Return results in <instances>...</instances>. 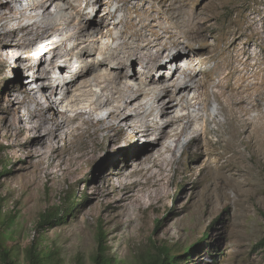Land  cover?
<instances>
[{"label":"rangeland","instance_id":"374dc122","mask_svg":"<svg viewBox=\"0 0 264 264\" xmlns=\"http://www.w3.org/2000/svg\"><path fill=\"white\" fill-rule=\"evenodd\" d=\"M37 1H15L12 8L19 14L0 19V175L6 167L9 171L0 178V228L15 264H29L27 249L33 243L44 253L55 251L56 264H94L100 244L114 264H142L164 247L182 255L207 233L212 246L200 245L192 259L184 258L181 264H264V250L257 247L264 239V0H69L81 4V14L78 9L68 10L64 2L66 10L52 6L46 13L36 7ZM70 16L72 22L67 25ZM54 20L60 33L52 41L36 42L42 27ZM174 20L179 25L170 29ZM190 23H199L205 31L195 41L184 34ZM30 24L37 25L31 35L21 31L16 38L10 37L13 28ZM82 26L96 34L81 39L72 36ZM110 31L118 36L115 40ZM19 42L23 58L28 56L26 46L33 50V72L20 69V56L14 49ZM148 43L152 44L149 51L144 49ZM93 44L102 49L79 56L82 48ZM56 46L63 58L53 66V78L62 85L71 84L82 68L98 67L85 77L91 83L83 90L97 94L94 99L106 100L104 77L98 75L116 76L120 70L121 78L112 87L118 101L103 105L85 124L80 120L65 124L61 119L64 130L57 133L58 141L41 144L35 139L44 137L46 130H37L38 122L29 114L36 105L29 100L19 110L11 92L22 84L30 91L37 89L32 73L38 71L39 57L44 56L42 67H48ZM137 46L142 53L157 56V64H141L142 54L130 57L122 69L102 63L119 49L130 51ZM66 59L72 60L71 69L64 71ZM134 75L136 89L141 81L158 77L170 91L195 77L199 88L186 94L187 108L177 107L169 117L174 120L178 114H190L195 128L177 142L172 131L181 132L186 120L174 123L178 125L168 129L171 137L163 141H158V131L149 136L137 134L144 123L152 129L167 123L149 92L141 97L143 115L133 117V128L116 129L109 117L117 105L129 101L122 88L130 82L128 76ZM219 91L245 99L235 109L237 115L247 109L255 124L252 132L257 126L253 141L241 146L239 140H229V127L224 126L216 97ZM79 92L74 87L69 99H77L74 96ZM195 96L199 100L191 104ZM23 98L20 94L19 99ZM45 100L41 104L48 106ZM55 102L57 110L46 115L49 119L58 109L69 108L68 117H74L78 106L86 105L67 108L70 103H64L62 90ZM84 109L89 110L87 105ZM45 127L56 126L50 119ZM193 130L200 133L199 141L192 140L197 135ZM168 147L173 150L167 153ZM129 186L136 195L125 200ZM84 201L63 223L42 226L45 214L54 211L62 216L68 205ZM160 217L162 224L157 227Z\"/></svg>","mask_w":264,"mask_h":264},{"label":"bare ground","instance_id":"6f19581e","mask_svg":"<svg viewBox=\"0 0 264 264\" xmlns=\"http://www.w3.org/2000/svg\"><path fill=\"white\" fill-rule=\"evenodd\" d=\"M15 1L17 2L18 0H11L5 5L0 3V9L4 10L3 12L0 13V19H3V18L13 19V18H15V16H17L19 14V11L12 8V3ZM63 2L66 4V6H68V8H67L68 10L71 8L76 9V10L78 9V13H80V14L82 13L81 4L75 5L69 0H39L36 2V7L44 9L46 13L49 12V10L52 6H56L57 10L63 11V10H66L61 5V3H63ZM23 12H25V11H23ZM23 12H20V15L22 17H25V15H23ZM173 18L175 19V17H172V19ZM66 22H67L66 23L67 25H71V22H72L71 16L67 18ZM57 23L58 22H56L54 20L51 23L47 24L46 26H43L41 34L37 35L35 41L36 42L38 40L47 41V42L52 41L53 38L56 37L61 31ZM177 24L179 25V23L174 20V22L171 23L170 29L174 28V27L177 28V26H178ZM191 24H192V26H190ZM199 25H200L199 23H190L189 24V26H190L189 30L186 33L183 32L185 34L186 39H188L190 41H195L201 37V34L205 31H204L203 27H201ZM35 27H37L36 24H30L29 26H25V27L20 26L19 28H13V30L10 33V37L12 39L16 38L18 36V33L21 31H28V33H26L27 36L31 35V32L34 30ZM96 31H98V30H96ZM94 34H96V33L95 32L92 33V31L89 29L88 26H84V27L82 26V27H80V31L73 34L72 36H74V37L78 36L81 39L83 36L94 35ZM110 34H111V37L113 40H115L118 37V36L114 37L112 35V31H110ZM66 41L67 40L63 41V43L65 44ZM175 43L181 45L180 40H175ZM189 44H187V45H189ZM146 45L147 46L144 45V49H147L149 51V49H151L150 47L152 44L148 43ZM19 47H22L20 42L14 43V49L18 55H19V50H18ZM25 48H26L25 53L28 56L26 58H23V56L19 55L20 56L19 61L21 64L20 67H22L20 69L24 70L25 72H33L32 61L34 58L31 55L33 50L29 46H26ZM58 49H59V47L56 46L55 48H53L51 50V53L53 54V56H52L51 60L49 61L48 67H42L43 61H44V56L39 57L38 71L32 73L33 74L32 84H35L36 86H38L37 89H33L30 91L27 89V87L23 86V84H22V86H20L18 89L12 90V92H11V95H12L13 101H14L12 103H16L18 106V109L25 106V104L29 100L33 101L34 104L36 105V109L33 112H30V113L28 112V113L30 114L32 119L37 120V122H38L37 130H41V129L43 130V128H45V130H46V134L44 132H42L45 134L44 137H39L38 139H35L36 142L38 141V143H41V144L46 143V141H48V140L51 141V140H55L57 138V133L59 131H62V129L64 128V124H62L60 122L61 119H63V122H65V124H68L70 122L73 123V122H76L79 120L81 122L83 121L85 124V123L89 122L88 118L92 119L95 114H97L101 111L103 105L107 106L111 103H114L115 100L117 99V96L115 97V93H113V90H112L114 88H112V87H115L114 85L117 83L118 79L121 78L120 70L116 73V76H113L110 72H108V74L102 73V74L98 75V77H104V81L102 83L104 84V87H103L104 94H105V92L107 94L106 98H105L106 100H104V98L101 99L100 97H98L97 99H94V97H96L97 94L95 95L94 93H92L93 91H91V90L90 91L89 90H83V89H86L89 86V84L91 83V80H85L86 79L85 77L87 75H90L93 72L98 71L99 70V69H97L98 67L97 68L85 67L82 69L80 68L81 71L77 74V78L75 80H73V82H71V84L62 85V83L59 82L58 79L53 78V76H52L53 66L58 65L59 59L63 58L62 55L58 54L59 53ZM101 49H102V47H99V44L98 45L93 44L92 46L86 45V47L81 49L79 56H80V54H81V56H83V55L86 56L88 54H91V53L98 51V50H101ZM141 49H142V47H140V46H137L136 48H133V50H130V51H122L121 49H119L116 52L111 53L109 56L106 54L108 57L107 58L105 57L104 60L102 61V63H104L105 65H108L111 68L116 67L118 69H122L123 66L126 65V62L129 60L130 57L131 58L132 57L137 58V55L142 54L143 58H142V60H140L141 64H145V65L146 64H153V65L157 64V62H158L157 56L156 57L152 56L150 54V52L142 53ZM16 53H14V54H16ZM190 60H192V59H190ZM23 62H27L28 65L24 66L22 64ZM71 62H72V60L66 59L65 63H64V67H63V64H60L59 66L63 67L62 70L67 71V70L71 69ZM235 65L236 64L233 63L232 67H234ZM72 66H73V64H72ZM239 71H242V70H239ZM62 76H63V73H62ZM171 76H172V78L175 77L176 72L175 71L172 72ZM83 78H84V80L81 81V79H83ZM194 79H195V77L194 78L192 77V78H190V81H188V82L185 81L184 84H182V83L175 84L173 86L174 89L172 91H170L169 88H167V86H165L166 82L163 79L158 78V77H149L148 79L141 81L139 83V87L137 86L138 88L136 89L135 85H133V81L135 82L137 80V75L128 76V80L130 82H128V84H124V88H122V89L125 90V92H127L126 96L128 97L129 101H127L125 104H119L116 107L114 106L115 108L111 112L109 118H112L115 120V122H116L115 127L118 130L124 131V127H123L124 125L126 126V128H130V129L133 128V126H134L132 124L133 117L136 118V117L141 116V114L143 115L142 110H143L144 104L140 103L141 97H142V95H148L150 92L154 95V99H155L154 104L158 105V107L160 108L159 111L161 112L162 116H164V120L167 123L163 124V126H161V127L157 125V127L155 129L154 128L152 129L148 124L144 123V125L140 129H137V134H141V135L144 134L146 136H149L152 134V132L158 131L159 132L158 141H163V139L165 140L166 137L170 136L168 133V129L172 125H175L176 122L179 123V125H180V122H183L186 120L187 121L186 124L184 123L185 126L182 123V125L184 127H183V130L181 129V132L179 131L180 129L176 132L172 131V137L176 138V142L180 141L181 139H183V137L186 134H188L187 132L189 131V129L195 128V125L193 126V124L195 122L194 116H192L190 114H178L174 117V120L171 118L172 121L169 117H171V114L173 113L174 110L177 109V107L183 106V111H184V109L187 108L186 104H189V103H188V99H186V94L187 93H193V92L195 93L196 90L199 88V86L197 85L198 83H196L197 81H193ZM79 81H81L80 84H79ZM205 85H206V83L205 84L203 83V85H201V86H205ZM74 87H76L77 90L80 92L74 96V98H77V99L71 100L72 98L71 99H69V98L71 97L70 94L73 92ZM158 87H160V88H158ZM224 87L227 89V91L230 90V92H232V93L235 92L234 88L230 89L229 87H226V86H224ZM224 87H223V89H224ZM156 89L159 91L155 92L154 90H156ZM59 90L63 91L64 103L67 102V104H68V101L70 103L67 106V108H69L71 105L73 106V104H75L76 106L78 104H86L87 107L89 108V110L84 109V107H86V105L83 107V109H80L81 106L80 107L78 106L79 109L74 111V117H68L69 111H72V110H69L70 108L64 112H61L58 109V113H55L54 117L50 118L56 127L55 128H47V127H45V124H48L50 119L46 115L49 114L50 112H53V111L55 112V109L57 110L58 104L55 102V99L58 96ZM111 90H112V92H109ZM114 91H116V90H114ZM118 92H119V89H118ZM219 93H220V91H219ZM20 94L25 95V98H23V100L19 99ZM216 97H217V100L220 104L221 114H222V116L225 117L224 126L229 127L227 129V134L229 135L228 137H230L229 140L230 141L239 140L240 141L239 144L241 146L247 144L248 141H253V139L255 137V133L257 132V128H256L257 126L255 127L254 132H252V129H251L252 126L251 125L255 126V124H253L254 122L252 123L250 118L248 117V114L246 113L247 109L246 110L242 109L243 111H242L241 115L240 114L237 115V112L235 109V107L238 105L243 106L244 102H246L245 99L244 100L238 99L237 95H236V98L233 99V97L231 95L226 96L224 93L223 94L222 93L217 94ZM42 99H46L45 101H48L50 104L48 106L42 105L41 104ZM102 100H104V101H102ZM198 100H199L198 97L195 96L193 98V101L191 102V104L197 103ZM116 101H118V100H116ZM119 103H121V102H119ZM62 104H63V101H62ZM239 108H237V109H239ZM73 109H74V107H73ZM132 111H134L135 114H132L131 113ZM91 119H90V121H91ZM177 125H175V127ZM193 131L195 134L197 132V135L192 140L193 141H199L200 133L198 132V130H193ZM44 134H42V135H44ZM170 137H168V138H170ZM56 141H58V140L56 139ZM172 148L173 147H171V148L168 147L166 149V152L168 153L169 151H172L173 150ZM159 163H161V162H159ZM133 192H134L133 186L130 188H127L125 200L132 199L133 196L136 195V194L132 195Z\"/></svg>","mask_w":264,"mask_h":264},{"label":"trees","instance_id":"16d2710c","mask_svg":"<svg viewBox=\"0 0 264 264\" xmlns=\"http://www.w3.org/2000/svg\"><path fill=\"white\" fill-rule=\"evenodd\" d=\"M7 172L9 171L6 167L3 173L0 175V178ZM71 198L69 199V201L71 200ZM86 201L78 205H75V203H71L67 206V208H65V213L62 216L54 213V211L45 214L41 222L42 226H53L55 224L58 225L60 223H63L75 212V210L79 206H82ZM162 220L163 218L160 217V219L156 221L155 224L157 227L161 226ZM8 222L9 221L6 220V226L9 225ZM208 236L209 235L207 233L203 241L198 244L193 243L191 247H187L186 249H184L182 255L178 256L177 253L173 252L171 248L164 247L159 249L158 255H151L150 258L142 262V264H181L184 258H186L184 261H190L193 257V253L200 247V245L207 244V246L209 247L212 246L211 243H208ZM7 241L8 240L5 231L0 228V262L1 264H15L16 261L15 259H13V251L12 249L8 248ZM257 247L264 250V239L257 245ZM54 256H56L55 251H47L46 253H44V251L40 250L39 246L36 245V243L30 245V247L27 249V261L29 264H56L57 262L54 261ZM114 263L115 262L113 259H109L107 257L106 251L103 249L102 244H100L99 254L96 257L94 264Z\"/></svg>","mask_w":264,"mask_h":264}]
</instances>
